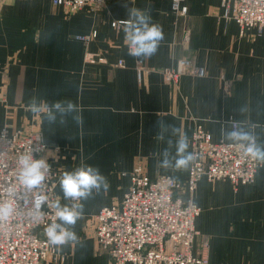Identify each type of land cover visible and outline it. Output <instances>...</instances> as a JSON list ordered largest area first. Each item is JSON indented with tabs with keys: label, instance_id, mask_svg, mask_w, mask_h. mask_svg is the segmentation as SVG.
I'll return each instance as SVG.
<instances>
[{
	"label": "crops",
	"instance_id": "0c3cea01",
	"mask_svg": "<svg viewBox=\"0 0 264 264\" xmlns=\"http://www.w3.org/2000/svg\"><path fill=\"white\" fill-rule=\"evenodd\" d=\"M125 5L144 10L164 32L150 59L129 56L123 25H111L128 18ZM185 6L187 13L176 16L171 0H106L76 12L51 0H0V129L42 133L45 162L58 175L54 203H69L59 179L81 164L99 168L110 185L81 201L84 214L73 229L79 242L54 246L48 264H112L97 247L94 216L120 203L138 161L149 177L165 175L179 183L181 197L200 208L194 246L207 241L211 264H264V165L248 185L203 178L191 193L185 187L188 170L159 167L167 146L156 139L159 120L187 135L190 152L195 123L214 141L227 142L221 139L224 128H242L264 145V32L241 34L224 18L220 0H186ZM93 32L87 43L75 39ZM186 57L205 75L166 82L162 69ZM31 97L71 100L82 124L69 117L49 125L43 114L27 111Z\"/></svg>",
	"mask_w": 264,
	"mask_h": 264
},
{
	"label": "built area",
	"instance_id": "2783aa9c",
	"mask_svg": "<svg viewBox=\"0 0 264 264\" xmlns=\"http://www.w3.org/2000/svg\"><path fill=\"white\" fill-rule=\"evenodd\" d=\"M185 1L171 0V11L176 16L187 13ZM51 2L76 12L85 7H100L106 0ZM220 5L224 18L233 21L241 34L249 29H255L257 35L264 32V0H220ZM117 24L122 23H111L113 27ZM94 37L93 32L75 39L87 43ZM183 75L203 77L205 71L188 58L178 60L175 68L162 69L163 79L168 83H176ZM190 145L196 159L190 164L186 178L189 193L203 178L227 180L234 187L248 185L260 167L236 144L214 141L199 123L194 125ZM36 148L41 151L34 152V157L44 158L48 147L38 130H13L7 125L0 129V202H9L15 208L9 219L0 221V264H48L54 252V246L40 233H45L47 226L57 220L52 205L58 175L46 164L42 194L47 196V204L39 216L13 195L22 189L19 157ZM129 181L120 203L104 207L94 216L97 247L110 256L112 264H211L206 255L207 241L202 240L195 249L199 237L195 220L200 208L181 197L182 186L169 176L149 177L141 161L129 173Z\"/></svg>",
	"mask_w": 264,
	"mask_h": 264
},
{
	"label": "clouds",
	"instance_id": "9594fccd",
	"mask_svg": "<svg viewBox=\"0 0 264 264\" xmlns=\"http://www.w3.org/2000/svg\"><path fill=\"white\" fill-rule=\"evenodd\" d=\"M127 8L126 20H121L125 40L128 46V55L137 59H150L153 57L161 41L164 40L162 28L152 22V18L144 10L139 8ZM27 111L35 115L43 114V119L54 125L67 123L71 117L77 125L82 124L78 105L71 100H57L51 103L38 101L31 97L26 105ZM159 129L156 139L166 143L162 151V159L159 167L164 171H187L190 164L196 159V155L189 151V139L187 135H178L179 129L175 125L163 120L157 121ZM170 135L166 138L165 133ZM171 137H178L175 141ZM221 139L236 144L243 150V154L264 165V145L256 141L255 135L242 128L221 130ZM175 149L173 152L172 149ZM33 149L28 154L19 157V181L22 189L13 192L15 199L22 201L25 207L34 209L37 216L42 214V209L47 204V196L42 194L46 182L47 165L44 158H35ZM107 178L101 174L99 168L90 164H81L72 171H65L59 179V187L63 193V199L69 203L61 204L57 199L52 207L55 209L57 220H53L45 229V235L49 243L57 249L70 243L79 242L76 232L73 230L77 221L82 219L84 206L81 201L87 200L94 192L107 191L109 188ZM15 211L9 202H0V221L9 219ZM58 221V222H57Z\"/></svg>",
	"mask_w": 264,
	"mask_h": 264
},
{
	"label": "water",
	"instance_id": "95a60500",
	"mask_svg": "<svg viewBox=\"0 0 264 264\" xmlns=\"http://www.w3.org/2000/svg\"><path fill=\"white\" fill-rule=\"evenodd\" d=\"M187 58V57H186Z\"/></svg>",
	"mask_w": 264,
	"mask_h": 264
}]
</instances>
